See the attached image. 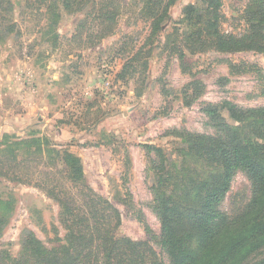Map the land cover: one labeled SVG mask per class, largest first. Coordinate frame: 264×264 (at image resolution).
I'll list each match as a JSON object with an SVG mask.
<instances>
[{"label":"rangeland","instance_id":"1","mask_svg":"<svg viewBox=\"0 0 264 264\" xmlns=\"http://www.w3.org/2000/svg\"><path fill=\"white\" fill-rule=\"evenodd\" d=\"M259 108L264 0H0V264H168L155 197L239 213Z\"/></svg>","mask_w":264,"mask_h":264},{"label":"trees","instance_id":"2","mask_svg":"<svg viewBox=\"0 0 264 264\" xmlns=\"http://www.w3.org/2000/svg\"><path fill=\"white\" fill-rule=\"evenodd\" d=\"M62 5L67 9L66 3ZM49 10L53 12L56 8ZM187 11L192 9L189 7ZM223 38L231 37L221 35L220 39ZM250 112L264 118V108ZM221 147L219 155L216 150L213 154L228 164V169L233 167L246 173L251 183V197L239 213L228 216L219 209L220 197L227 188L211 190L198 208L186 215L179 205L159 200L157 195L156 207L161 210V247L168 264H246L264 255V167L256 162V148L234 143H222ZM177 227L185 229L183 236H177ZM22 243L31 249L32 256L45 260L44 249L33 237ZM258 263L264 264V256Z\"/></svg>","mask_w":264,"mask_h":264}]
</instances>
